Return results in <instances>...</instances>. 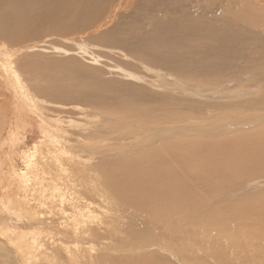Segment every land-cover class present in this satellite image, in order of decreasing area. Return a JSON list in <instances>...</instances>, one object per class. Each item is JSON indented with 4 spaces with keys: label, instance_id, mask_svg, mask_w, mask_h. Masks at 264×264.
Instances as JSON below:
<instances>
[{
    "label": "rangeland",
    "instance_id": "374dc122",
    "mask_svg": "<svg viewBox=\"0 0 264 264\" xmlns=\"http://www.w3.org/2000/svg\"><path fill=\"white\" fill-rule=\"evenodd\" d=\"M128 3L126 0H92L80 8L81 11L78 8L44 11L27 25H18L21 28H16L11 37L0 38V53L3 54H0V264H41L42 261L43 264H76L77 261V264L80 261L81 264H112L98 258L104 255L128 257L134 253L151 256L154 251L162 253L168 263L174 260L172 264H181L180 259L175 261L171 256L172 252L168 254L158 247L152 249L147 243H141L139 248H127L131 251H125V248L117 252L112 249L119 243L117 240L99 239L96 243L81 245L79 251L75 249L77 244L72 243V237H65L68 233L64 228H55L61 229L60 234L55 229L50 232V228L36 234L38 225L32 227L33 222L26 213H35L46 220L62 222V218L65 221L61 217L60 204L56 202L54 207L51 206L53 194L47 184L53 187L63 183L92 182L89 188L93 190L86 193V197L93 198L94 195L96 202L101 203L103 198L100 196L107 188L102 184L103 180L114 179L119 176L118 172L138 171V165L147 164L160 154V149L149 148L151 137L143 130H161L160 137L182 135L184 138L178 140L182 142L179 147L172 142V158L185 152L197 158L202 156L198 149L209 141L201 135L202 139L197 140L202 146L192 145L195 137H189V132L183 128L188 126L190 132L193 127L213 128L218 123L232 124L240 116L237 118L239 125L251 123L249 118L264 120L261 96L264 91V0H178L176 3L175 0H144L136 7L132 2ZM178 14L186 16L185 20L191 17L192 20L184 23L177 19L174 22L173 18ZM161 16L164 18L159 21ZM124 35H134L130 44L113 41ZM8 62L14 63L13 70L22 86H18L13 76H6L3 65ZM231 79H234L233 85H220L221 81ZM176 82L190 83L187 84L190 89L205 90L203 94L181 91ZM234 87L249 93L256 90L248 95L238 91L240 95L231 97L218 93L219 89ZM208 89H216L217 93ZM171 130L179 132H169ZM243 138L237 135L232 139L236 142ZM90 147H93L90 153L81 151ZM228 147H223L220 152L225 153ZM102 149L103 158L98 159L96 153ZM205 151H209V147ZM259 152H264V146L256 149V153ZM33 154L35 157L31 158ZM215 154L219 155L217 151ZM29 159L33 160V167H28ZM92 166L93 171L85 174L87 167ZM225 166L227 170L233 167L224 163ZM235 171H240L239 183L243 171L236 167L230 174ZM35 175L45 177V181L42 178L36 180ZM260 182L247 187L240 196L253 198L255 202L264 199V180ZM99 186H102V192ZM78 197L72 194L68 198L78 204ZM3 198L14 204L4 210ZM71 207L66 206L71 215L67 217L73 220ZM105 216L106 213L99 210L88 222L97 224L110 219L108 221L112 223L115 220L120 223L121 220L122 227L118 228L122 230L129 224L128 220L126 224V218L122 219L126 213L116 212L111 218ZM133 223L142 221L132 219L131 229L136 227ZM79 227L67 231L75 233ZM68 245L73 252L65 250ZM43 246H49L48 250ZM29 250L33 254L31 259L26 256ZM175 252L172 254L178 256Z\"/></svg>",
    "mask_w": 264,
    "mask_h": 264
},
{
    "label": "bare ground",
    "instance_id": "6f19581e",
    "mask_svg": "<svg viewBox=\"0 0 264 264\" xmlns=\"http://www.w3.org/2000/svg\"><path fill=\"white\" fill-rule=\"evenodd\" d=\"M91 1L92 0H0V38L6 36L11 37L12 33L15 31L16 28H21L18 25L20 24H23V26L27 25L28 23L37 19L38 18L37 16L41 15L44 11L48 12L53 9L64 11V10H69L70 8L72 9L78 8L80 10V8L85 7ZM129 1L132 2L131 4H133L134 7H136L137 5L139 6V1L140 3L144 2V0H126L127 4H129L128 3ZM176 1L178 0H175V3ZM122 3H123L122 1L119 2V6H121ZM6 4L10 6H5ZM128 10L130 9L128 8ZM162 18L164 17L161 16L160 18H158V20L161 21ZM185 18L186 16H184L183 14H181V16H179L178 14V17L173 18V20L175 22L178 19L179 21H182L184 23L190 19L192 20V17L186 20ZM16 32H18V30ZM106 34L111 35L110 33H106ZM106 34H104V38L106 37ZM131 38H134V35H131L130 37L128 35H124L118 40L116 39L113 41H115L116 44L122 42L121 44L128 45L132 41ZM0 54H2V52ZM170 59H172V57ZM13 64H14L13 62L12 63L8 62L7 64L3 65V68L5 69L6 72L5 74H7L6 76L8 77L13 76V79L18 84V86L20 85L22 86L19 77H17L18 74L16 75L15 71L13 70V66H14ZM174 71H175V67H174ZM233 80L234 79H231L229 81L223 80L221 81L220 85L225 83L228 85H233L232 83ZM187 84L185 85L184 83H177L176 87L178 90L181 91L189 92L190 90L192 93L195 92L194 94L197 93L200 94V92H202V94L204 93L205 89L204 90L198 88L190 89V86ZM220 85H216L215 87H219ZM208 90L212 91L213 94L217 93L216 89L215 90L208 89ZM255 90L256 89H253L252 91L255 92ZM238 91H241L242 95L243 94L248 95L249 93L246 90L245 91L238 90L235 87L234 89L231 88L227 90L219 89L218 93L220 94V96L231 97V96L240 95ZM252 91L249 94H251ZM209 95L211 96L212 94ZM261 96L263 101L264 91L261 93ZM257 99L259 101V97ZM240 117H236V119ZM236 119L233 120L234 121L239 120L238 123L236 122L239 125L240 119L237 120ZM250 119L252 120L251 123L248 124L245 123L246 125H242L243 123H241V125L239 126L237 124H234L235 122L233 121L232 124L229 123H222V124L218 123L217 125L215 124L216 126L213 128H209V126L208 128H204L206 126L197 127V128L193 127L192 129L190 128L191 132L188 126L186 128H183L184 130L189 132L188 133L189 137L192 138L195 137L194 138L195 141L194 139H192L193 140L192 145H196L198 147L202 146L201 141L197 140V139L200 140L202 139L201 135L204 136L203 138L204 140L207 139L209 141L207 145L203 142L204 143V147H202L203 149L201 147L200 149H198L200 155L202 156L197 158L195 156L189 155L187 152L181 154V156L175 155L178 157L172 158L171 154L173 153L171 152L172 151L174 152V150H172L173 148L172 142L175 141L176 143L173 145L175 146L177 145L179 147L182 142L179 143L178 140L180 141L182 140L180 139L181 137H183L182 135L180 136L169 135V136L160 137L158 134L159 132H162L161 130L160 131H158L157 129H155L154 131L143 130V132L145 131L144 133L148 137H151V140L148 142V145L150 146L149 148L160 149V154L157 155L156 158H154L147 164L144 163L141 165L136 164L139 166L138 171L129 170L127 172L124 171L118 172L120 173L119 176H116L114 179L103 180L102 184L105 185L109 190H107L106 188V192L103 191L104 195L101 194L100 197L103 198L101 203L96 202V200L94 199V195H92L93 198L86 197L87 195L86 193L92 192L93 190L89 188V186L92 185V182L89 183L88 181L87 182L83 181V183L80 184H75V183L62 184L61 182H59L62 185L58 184L56 186L54 185L53 187H51L50 184H47L48 185L47 188L49 187L52 190V194H53V197L50 198V200L53 201L51 206L54 207L53 204H55L56 202L57 204H60V211L62 212V214L61 213L60 214L61 217L65 219V221L61 217L60 220L62 222L52 219L46 220L44 219V217L38 218L35 213L29 212L26 214L27 215L29 214L28 217L30 221L33 222L31 226L35 228V226L38 225L40 232L37 231L36 234H42V229L46 230L47 228H50L51 229L50 232H52V230L55 229L56 227L64 228L65 232L68 233V236L65 237L66 238H68L69 236L72 237L73 239L72 243L77 244L76 246L78 248L76 247L75 249L79 251H81L80 249H82L80 248L81 245H87L90 243L93 244L96 243V241H98L99 239L103 241L111 240V242L112 240L115 239V241L117 240V242L119 243L115 244L116 246L112 249L116 250L117 252L124 251L125 248H126L125 251H131V250H127V248L134 249L135 248L134 246H138L137 248H139L142 246L141 243H147L150 244L148 247L152 249H154V247H158L161 248L162 251L168 252V254L171 252L174 253L176 251L175 253H179V255H184V257L182 258L179 257V255L176 256L171 253V256H174L175 261L180 259V262H182L181 264L188 263L189 261L192 264H264V199L255 202L253 198L246 197V199H244L245 196L244 198L240 196L244 194L247 187L251 188L253 183L259 184L261 183L260 181L262 179L264 180V152L256 153V149H259L261 148V146L262 147L264 146V127H263L264 120L263 119L258 120L256 119V117L249 118V121ZM255 126H259V127H255ZM172 131L179 132L177 130H171L169 132ZM208 133L209 135H206ZM237 135H240V138L244 137L243 140L234 142L233 139ZM189 137L188 139H190ZM226 146H230L233 150L232 149L229 150L228 148L230 147H228L225 148L224 150L225 153L220 152L222 148ZM208 147H209V151H205L206 149H208ZM36 148L37 146H35V150ZM141 148L144 149L145 147L141 146ZM91 149L93 150V147L92 148L90 147L88 149H81V151L84 153H90L92 152ZM103 151L104 150L102 149L100 152L96 153L99 155L97 157L98 159L103 158L104 155ZM216 151L219 155L215 154ZM203 152L204 154H202ZM199 153L197 155H199ZM166 154H169L170 156H165ZM90 156L92 155L90 154ZM33 157H35L34 154L32 155L31 158ZM28 163H29L28 167H33L32 159H29ZM224 163L228 167L229 165H233V167L229 168L230 170H227L228 168L226 166L223 167ZM244 163H247L248 165L246 166V164ZM243 166H246L247 168L245 167L246 169H244ZM236 167H239L243 171V174L240 177L242 181L239 182L241 184L238 183V179H239L238 175H240V171L237 172L235 171V173L233 172L232 175L230 174V172ZM93 169L94 166H92L91 168L87 167V170L84 173L86 174L89 170L93 171ZM61 171L62 173H64L66 177L69 178L70 175L67 173L65 169H63V167H61ZM193 172H200V173L199 175L191 174ZM230 175L231 178L229 180H226ZM39 178H42L43 179L42 181H45L44 179L45 177H41V176L39 177V175H35L36 180ZM99 188L101 189L100 191L102 192V186H99ZM41 191H46V188L45 190L41 188ZM95 192H97L96 189ZM72 194L74 195L77 194L79 196L78 204H74L75 202L70 201L72 199L68 198L69 195ZM100 197H98V200ZM8 201L9 200L6 198H3L1 200L2 208L4 210L10 208L11 205L14 204V202L12 203ZM84 201L85 203H83ZM67 205L70 206L72 205V207L69 209L73 211L71 213L73 220H70L67 217V216H71L69 210L66 208ZM84 208H86L85 211H83ZM99 210H101L103 213H106L105 216L106 218H108L109 216L111 218V216L114 215V213L116 212H122L124 214L126 213L127 216L122 217L123 220L124 218H126L125 222L128 220L129 221L128 223L130 224V222H132V219H135L142 221V223L144 222L146 225L150 224L149 225L150 227L148 226L149 227L148 229V227H146L144 223L143 224L133 223L134 225H136V227L131 229V227H129V224L126 222L128 226L125 225L123 228L124 230H122L120 229L122 227L121 220L120 223L117 220H115L112 223L110 222L111 221L110 219L101 221L97 224H89L88 221L91 219L92 215L94 213H98ZM119 217H121V215ZM50 224L52 226H55L54 224H57V226L50 227ZM75 226H80V227L77 229V231H74L75 233L73 232L69 233ZM118 226L120 228H118ZM30 229L32 228L30 227ZM55 230L57 231V229ZM60 230L61 229H59L58 231L60 232ZM67 230L70 231L68 232ZM37 241L38 240L34 238V242ZM52 241L54 243V240ZM59 241L57 243L62 242ZM38 242L36 244L39 247L40 245L38 244ZM27 243L29 244L30 242ZM68 243L70 244V242ZM41 247L42 246H40V248ZM47 247H44V250H46L45 248ZM169 247H171L170 250H167ZM64 248L67 252H70V249L72 250V248L69 245L65 246ZM99 254H97V257ZM32 255H33L32 250L31 251L29 250L26 256L29 259H31ZM162 255H163L162 253H159L158 251H154L151 256H149L148 254L140 255L134 253L133 255L131 256L129 255L128 257H121V256L112 257V256L104 255L99 257L98 259L101 258L103 261H109L112 264H172L174 263V260L168 263V259ZM54 257L58 258L56 254ZM41 258H43V255ZM162 258H164L166 261H164ZM91 259H93V256ZM156 259L163 263L160 262L158 263ZM41 261L42 260L40 259V262ZM57 261L59 260L57 259ZM34 262L35 261H33L32 263ZM77 262L75 263L77 264ZM81 263L82 262L80 261V264ZM41 264H43V261L41 262Z\"/></svg>",
    "mask_w": 264,
    "mask_h": 264
}]
</instances>
